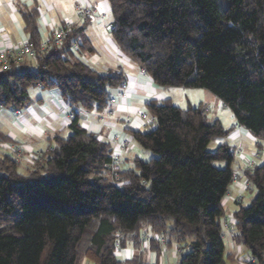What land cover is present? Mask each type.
I'll return each mask as SVG.
<instances>
[{
    "label": "trees",
    "instance_id": "1",
    "mask_svg": "<svg viewBox=\"0 0 264 264\" xmlns=\"http://www.w3.org/2000/svg\"><path fill=\"white\" fill-rule=\"evenodd\" d=\"M105 1L113 42L154 84L208 91L264 142V0ZM22 16L27 41L38 48L37 12ZM89 20L59 48L0 73V108L24 109L28 90L40 87L57 89L70 106L104 109L109 89L125 80L120 71L99 74L76 58L86 50L79 42ZM146 108L153 128L131 135L148 156L124 171L111 144L73 116L70 135L54 138L28 174L11 156H0V264H150L146 254L173 244L189 249L177 264L231 260L220 221L235 152L227 144L207 150L229 129L209 121L202 106L151 101ZM243 177L255 194L234 212L231 238L252 264H264V162ZM128 245L133 256L118 259Z\"/></svg>",
    "mask_w": 264,
    "mask_h": 264
},
{
    "label": "crops",
    "instance_id": "2",
    "mask_svg": "<svg viewBox=\"0 0 264 264\" xmlns=\"http://www.w3.org/2000/svg\"><path fill=\"white\" fill-rule=\"evenodd\" d=\"M82 4L91 6L93 15L83 32L85 42L83 39L79 42L86 44V50L76 53V58L99 74L120 71L127 88L124 91L119 87L109 89V100L114 99V102L108 101L102 110L70 106L61 98L57 89L30 88L29 104L21 110L20 116H16L10 109L6 113L0 112V156H11L18 162L19 172L28 174L36 169L53 147L54 138H67L70 135L72 119L69 116L72 115L83 129L95 135L99 141L111 144L112 157L119 158L117 169L124 171L132 167L135 158L143 159L148 156L135 144L131 132H145L150 128L141 118L142 113H147L146 105L149 102H169L171 105L181 103L184 105L181 107L186 108L202 106L209 121L218 120L230 131L226 138L214 141L217 146L227 144L234 151L241 150L240 155L234 156L231 166L237 180L229 186L221 202L225 213L220 221L221 232L224 228L231 239L232 243L228 245L230 253L227 255L232 260L234 254L243 252V248L236 246L230 237L234 223L233 214L241 206L245 194L253 192L243 177V170L249 168L248 164L252 167L264 162V145L247 130L239 127L218 99L213 95L209 97L200 89L162 88L154 84L149 76L117 48L110 35L112 22L104 27L107 30L104 31L102 19L97 16V7L102 6V11L109 9L105 0H0V51L16 47L29 39L22 12H37L38 32L44 41L53 29L65 22H72L75 27H80L82 22L79 17L74 19L68 11L74 8L77 12V6ZM252 145L256 150H253ZM16 148L21 150V157L18 159L13 155ZM154 239L161 244L166 242L158 236H154ZM182 254L181 248L173 244L163 247L159 255L150 252L146 257L150 264H177ZM132 256L131 245L116 253L120 260H128ZM80 264L92 262L82 259Z\"/></svg>",
    "mask_w": 264,
    "mask_h": 264
},
{
    "label": "built area",
    "instance_id": "3",
    "mask_svg": "<svg viewBox=\"0 0 264 264\" xmlns=\"http://www.w3.org/2000/svg\"><path fill=\"white\" fill-rule=\"evenodd\" d=\"M77 12L80 22H84L86 19L92 17V11L89 8L77 6ZM74 24L72 22H65L58 26L56 29H53L49 35L44 39V41L37 48L30 42L26 41L16 47L7 48L0 51V73L9 71L13 67L19 66L21 63L35 61L36 57L39 54H43L49 52L51 50H55L59 48L64 40L69 36V34L73 31ZM76 48L77 45H74ZM127 88V84L123 82L119 89L124 91ZM110 103L114 102V99L109 100ZM1 109V108H0ZM16 116L21 115V110L14 111ZM72 118V115L69 116V119ZM142 120H145L150 128L154 126V119L148 115V113L141 114ZM17 152L20 151L19 148L15 149ZM238 153V152H237ZM236 154V153H235ZM114 163H117L119 158L118 156H114ZM250 164L247 167L250 168ZM234 181L237 180L236 175L233 177ZM230 237H232V233H230ZM254 262L253 258H248L242 264H252Z\"/></svg>",
    "mask_w": 264,
    "mask_h": 264
},
{
    "label": "rangeland",
    "instance_id": "4",
    "mask_svg": "<svg viewBox=\"0 0 264 264\" xmlns=\"http://www.w3.org/2000/svg\"><path fill=\"white\" fill-rule=\"evenodd\" d=\"M107 3V2H106ZM107 5H108V3H107ZM79 6V5H78ZM81 7H84V8H89V9H91V11H92V14H93V10H92V8H91V6H85L84 4H82V5H80ZM109 6V5H108ZM70 10V9H69ZM77 10V9H76ZM103 10V8H102V6H98L97 7V16H100L101 17V19H102V24H103V29H104V31L106 30L104 27L107 25V24H109L110 22H112V15H111V12H110V8L108 9V8H106V10L105 11H102ZM78 11V10H77ZM68 13H69V15H72L73 16V18L74 19H76V17L78 18V15H77V12H75V10H74V8L73 9H71V11H68ZM74 27H75V25H74ZM107 31V30H106ZM202 91H204L205 93H207V95H209V97L211 96L212 97V94H210L208 91H206V90H202ZM204 98V97H203ZM216 98V97H215ZM208 98L206 97L205 98V100H207ZM217 99V98H216ZM180 104V105H179ZM173 106H177V107H179L180 106V108H186V107H181V106H184V105H182L181 103H178V104H176V103H174V105ZM6 111H10L9 109H0V112H5L6 113ZM262 144L264 145V142H262ZM216 147H217V144L213 141V142H211L209 145H208V147H207V150L208 151H210V152H212V151H214L215 149H216ZM252 147H253V150H256L255 149V147L252 145ZM244 148H245V146H244ZM250 150H252V149H250ZM236 154L235 155H240L241 154V150H239V149H235V151H234ZM238 152V153H237ZM13 155H14V157L16 158V159H18V158H20L21 157V150L20 151H14L13 152ZM146 158V157H145ZM220 166V165H219ZM24 171H21V173H23ZM233 185V184H232ZM232 187V186H231ZM254 191L253 192H247L246 194H245V196H244V198L242 199V201H241V206L242 207H248L249 206V204H250V201L252 200V198L254 197ZM236 206H234V208H235ZM231 231H233L234 232V230L233 229H231ZM221 236H222V239H223V244H224V248H225V251H224V253H225V255H227L228 253H230V250H229V244H231L232 242H231V239L229 238V236H228V232L224 229V228H222V232H221ZM181 250H182V252L185 254V253H187L188 251H189V249H188V247H182L181 248ZM248 258H247V253H246V251L243 249V252L242 251H240V252H237L236 254H234V256H233V259L232 260H226V264H242V262H245L246 260H247Z\"/></svg>",
    "mask_w": 264,
    "mask_h": 264
}]
</instances>
